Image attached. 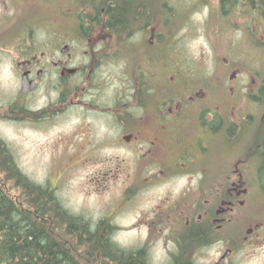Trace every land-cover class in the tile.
Here are the masks:
<instances>
[{
    "label": "flooded vegetation",
    "instance_id": "obj_1",
    "mask_svg": "<svg viewBox=\"0 0 264 264\" xmlns=\"http://www.w3.org/2000/svg\"><path fill=\"white\" fill-rule=\"evenodd\" d=\"M178 2L180 38H199V52L209 55L202 64L211 68L188 91L147 109L133 106V46L122 47L120 28L108 21L120 17L106 13L105 0H41L33 18L72 19L66 32H48L72 39L0 46V66L9 64L17 82L13 94H0V123L75 118L90 130L95 119L115 128L113 140L132 151L133 202L140 205L133 228L145 237L147 264L158 256L151 237H172L173 248L161 255L168 260L191 249L196 257L210 251V264H264V0ZM121 4L123 17L132 18L133 0ZM30 14L17 10L12 18ZM24 80L31 90L21 89ZM39 89L48 95L41 105L32 97Z\"/></svg>",
    "mask_w": 264,
    "mask_h": 264
},
{
    "label": "rangeland",
    "instance_id": "obj_2",
    "mask_svg": "<svg viewBox=\"0 0 264 264\" xmlns=\"http://www.w3.org/2000/svg\"><path fill=\"white\" fill-rule=\"evenodd\" d=\"M160 1L162 5L165 4L164 0ZM167 1H169V5H166L167 8L164 7V10H167L172 19L174 18L173 21L168 18L166 26L163 27L164 29L161 26V19L156 20L151 25L162 31L163 38L161 41L164 44H161L159 40L156 46H150L146 50V55L153 52L150 58L157 61V66L152 67L151 62L150 65H145L144 60H142V64L137 69L139 73L141 68H145L142 71L146 76V69H150L149 72L151 79H154L152 81L154 86H158V81H166V77H169V84L173 85L180 78H187V81L195 82L194 80L201 74L211 73V68L209 69L202 64L205 56L209 55L199 52L198 46L201 45V40L191 34L180 38L179 23L183 14L181 3L178 0ZM12 2V0H0V46H17L28 43L29 45L45 47L49 42L51 46H55L56 44L60 45L62 40L68 39L70 41L72 39L65 34L55 38H49L48 36V32L55 28L66 32L67 25L74 26L75 24L72 19L68 21L67 19L49 21L46 18L47 16L41 19L33 18L34 11L41 9L37 7L41 0H31L33 5L31 8L27 7V9H20L18 5ZM17 10H27L28 13L31 12L32 14L22 20H15L12 17ZM145 31V37L148 38L147 29ZM139 32V30L136 31L134 35L132 34L128 38L127 45L139 44L140 51H143L145 49L144 44L140 43L144 40L148 42V40L143 39ZM168 35L169 37H167ZM23 36H28L29 42H26V39L22 38ZM182 41L185 43V48ZM136 64V60H133L134 70ZM169 68H177L175 70L176 80L169 76L171 72L168 71ZM16 85L17 82L14 81L10 65L0 66V94L3 92H12L13 94ZM124 85L125 81H123L122 88ZM171 90L172 88H170ZM44 94L45 92L39 89L32 95L37 100V105L48 101V95L46 97ZM97 98L102 100L98 95ZM140 110L142 111V109H138L135 112L140 114ZM86 123L87 120L83 122L82 119L76 120L75 118H54L45 123L3 122L0 123V138L12 152L20 171L29 180L37 185H42V187L47 186L52 189L55 198L57 197V200L63 206L73 213L81 215L86 221H90L92 227L103 216H111L113 224L111 228L114 227V232L112 234L110 232L109 236L120 247L133 249L141 245L145 241V237H136L137 231L133 228L134 218L140 205L134 204L133 190L130 185L132 169L130 171L129 162L132 161V151L124 143L118 145L113 140V134L117 130L104 125L103 120L95 119L94 124L91 125L92 130L88 126L89 122L87 125ZM72 133L77 134L73 137L75 142L82 135V142L75 144V153L73 154V149L71 147L67 148L65 145ZM105 137L111 139H103ZM89 140L91 141L89 142ZM142 144L143 146L137 147L136 150L141 157L144 154L145 145L144 142ZM90 147L91 152L85 153V156H75L82 148L90 149ZM135 148L133 149V158ZM81 153L84 154V152ZM89 154L90 157H86ZM113 154L119 156L112 159L104 157V155ZM174 183L178 184V180ZM9 190L11 195L20 200L21 205L24 204L27 207L24 193L18 189ZM160 192L154 190L155 195ZM150 239L156 240L155 252L158 254L154 261L151 259V263L170 264L169 260L164 259L161 255H164L163 248L168 251L173 248L171 238L151 237ZM204 251L203 255L197 252V257L194 256L195 252L191 249L185 250V253H180V255L176 253L172 256H179L178 260L181 264H184L183 262L187 264H210V251Z\"/></svg>",
    "mask_w": 264,
    "mask_h": 264
},
{
    "label": "trees",
    "instance_id": "obj_3",
    "mask_svg": "<svg viewBox=\"0 0 264 264\" xmlns=\"http://www.w3.org/2000/svg\"><path fill=\"white\" fill-rule=\"evenodd\" d=\"M105 5L106 13L120 17L108 21L112 28H120L122 47L132 48L127 45L131 35H127L128 31L134 35L139 30L141 37L148 40L140 43L144 44L143 51L139 44H133V60L137 62L135 70L133 68V105L143 109L156 106L157 102H162L166 88L153 89L150 69H146L147 76L142 71L145 68L139 73L137 69L142 60L145 65L151 62L152 67L157 66V61L150 58L153 52L146 55V50L156 46L159 40L164 44L162 31L151 25L161 19L163 28L168 18L172 19L164 10L167 4L162 5L160 0H133L131 15H128L132 18L123 17L128 11L121 7V0H105ZM149 37H153L152 42ZM144 84L149 85V92ZM9 189L24 193L27 207L21 205ZM110 229L108 217L100 218L92 227L90 221L63 206L52 189L29 180L0 139V264H147L144 249L120 247L109 236ZM176 257L172 264H181L179 256Z\"/></svg>",
    "mask_w": 264,
    "mask_h": 264
}]
</instances>
